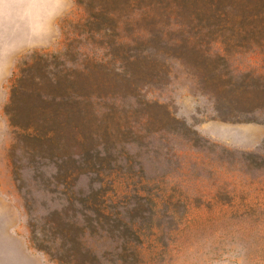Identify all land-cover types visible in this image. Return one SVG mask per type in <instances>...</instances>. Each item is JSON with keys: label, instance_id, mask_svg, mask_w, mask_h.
Masks as SVG:
<instances>
[{"label": "rangeland", "instance_id": "374dc122", "mask_svg": "<svg viewBox=\"0 0 264 264\" xmlns=\"http://www.w3.org/2000/svg\"><path fill=\"white\" fill-rule=\"evenodd\" d=\"M262 10L38 0L0 35V264L65 228L94 264H264Z\"/></svg>", "mask_w": 264, "mask_h": 264}, {"label": "trees", "instance_id": "16d2710c", "mask_svg": "<svg viewBox=\"0 0 264 264\" xmlns=\"http://www.w3.org/2000/svg\"><path fill=\"white\" fill-rule=\"evenodd\" d=\"M251 29H253L254 31L255 29H257L259 32V35L261 34L260 40L262 43V48H264V10H262V12L259 14L256 24L252 26V23H248L247 32L250 33ZM261 91L263 94V98L261 102L256 104L255 106L256 108L264 107V90H261ZM95 215L97 216L95 221L97 223H100L101 222L100 219L102 216L98 214H95ZM103 219L105 220V223L112 224L113 227L115 226L114 224L117 221L116 219H113L112 217H109V216L103 217ZM91 221H94V220L90 219L87 222L91 223ZM66 222L68 223V225L71 224L69 221H66ZM55 226H57V228L55 229L58 230L57 223H55ZM58 231L60 235L61 245L57 252H51V250H48L49 248L48 246H44V244H41V243L36 244L37 248L45 251V253H47L52 260L57 261L59 264H94V262H97V258L95 256L94 257L90 256V254L86 255V253H84V255L80 257V253L83 248L79 246L81 243H78L79 242L78 240L79 238H77L78 236L72 233L71 234L73 236L70 234V232H72L71 230H67L65 228L63 230H58ZM126 232L129 233L130 235H136L133 231L127 230ZM74 242H77L78 246L73 245Z\"/></svg>", "mask_w": 264, "mask_h": 264}, {"label": "clouds", "instance_id": "9594fccd", "mask_svg": "<svg viewBox=\"0 0 264 264\" xmlns=\"http://www.w3.org/2000/svg\"><path fill=\"white\" fill-rule=\"evenodd\" d=\"M38 0H0V35L25 38L36 24ZM5 58L0 50V61Z\"/></svg>", "mask_w": 264, "mask_h": 264}]
</instances>
